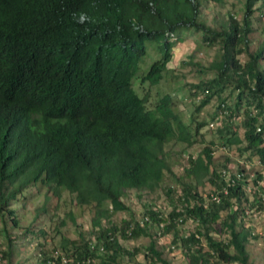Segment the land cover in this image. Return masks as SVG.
<instances>
[{"label":"trees","instance_id":"16d2710c","mask_svg":"<svg viewBox=\"0 0 264 264\" xmlns=\"http://www.w3.org/2000/svg\"><path fill=\"white\" fill-rule=\"evenodd\" d=\"M211 1L221 4L224 0ZM255 13L264 16V0H243L241 19L229 15L225 26L215 30L200 18V0H0L3 225L9 218L15 227H22L14 202L25 197L30 186L42 184L47 187L46 197L59 199L67 191L74 194L76 205L92 211L96 242L83 236L80 241L64 239L63 250L73 264H92L93 257L99 259L93 264H118L117 258L124 254L133 259L135 253L119 244L118 234L124 239L152 238L150 225L158 227L162 221H168L162 233L175 230L173 241L183 249L187 264H211L212 258L218 263L252 264L247 244L253 234L242 221L245 192L235 176H231L235 184L227 186L228 194L221 202L205 203L185 183L183 198L179 205H171L168 218L160 210L147 209L141 221L125 220L120 228L103 223L114 213L129 210L122 200L127 190L157 189L171 173L165 145L176 140L192 144L203 126L194 113L189 123L175 113L170 94H163L148 109L146 97L133 88L149 40L155 42L160 57L139 80L152 85L164 77L171 49L183 33L201 32L207 45H219L200 71L212 76L194 85L203 96L197 110L218 95L217 107L224 103L228 116L235 118L244 104L243 138L232 132L226 142L244 141L243 151L255 154L264 167V41L249 51ZM241 54L243 62L238 58ZM225 91H237L232 107L220 98ZM203 153L190 159L196 168L189 167L185 174L210 175L212 182L213 177L220 179L210 167L211 149L205 147ZM224 184L221 178L217 189ZM172 191L169 187L166 192ZM250 205L264 212L262 195L254 196ZM69 218L73 219L71 212ZM179 219L194 221L195 230L180 235L175 227ZM22 229V233L30 231ZM212 233L226 234L214 238ZM99 246L106 256H100ZM144 250V264H170L154 239ZM12 256L9 242L3 254L6 264H11ZM44 259L42 264L49 258Z\"/></svg>","mask_w":264,"mask_h":264},{"label":"rangeland","instance_id":"374dc122","mask_svg":"<svg viewBox=\"0 0 264 264\" xmlns=\"http://www.w3.org/2000/svg\"><path fill=\"white\" fill-rule=\"evenodd\" d=\"M242 14L243 0H224L221 4L211 0H200V18L215 30L225 26L229 15L240 20ZM252 24L254 30L249 34V51H254L264 41V16L255 13L252 16ZM146 46L147 52L139 62V70L133 79V88L140 96H145L147 99L146 108L153 109L156 100L168 93L175 102L173 110L175 113L177 112L186 123H189L190 114L194 113L195 120L201 122L203 126L198 136L192 138V144L187 145L180 140L167 143L165 150L171 165V173L166 174L155 190H127L122 200L129 210L114 213L110 221H105L103 224H114L120 228L125 220L141 221L147 209L160 210L162 217L168 218L171 205L180 204L179 199H182L183 195L182 185L185 183L191 184V189L204 197L217 190L221 176L220 179L213 177L214 182H212L210 175L197 177L185 174L189 167L196 168L195 164H191L190 159L194 161L197 156L204 155L203 149L208 147L212 156L210 167L220 175L225 171L230 176H238L242 182L245 192L244 197L241 198V204L245 208L242 221L253 234L247 244L249 260L252 264H264V212L250 205L257 194L264 196V167L255 154L243 151L244 141L226 142L232 132L236 133L237 138H243L245 105L242 104L236 112V117L232 118L228 116V110L222 112L217 107L219 99L218 95H214L207 105L197 110L203 96L201 91L198 93L195 91L197 89L194 85L212 76L209 72L201 74L200 71L213 59L219 45H207L201 39V32L190 30L183 33V39L171 49L172 58L167 64L168 70L162 80L155 85L139 81L140 75L160 57L154 41H147ZM238 58L243 62L245 55H238ZM261 66L264 68V61L261 62ZM236 94L237 91L230 94L225 91L220 98L225 99L226 104L232 107ZM169 187L173 191L167 194ZM47 194L46 186L36 184L24 191L25 197L14 202L15 217L21 228L15 227L9 218L3 225L0 218V264H6L3 254L7 252L9 242H12L13 250L11 264H42L45 257L49 258L46 264H73V259L63 250L64 239L80 241L83 236L92 244L96 242L92 235V211L76 205L74 194L67 191H63L59 199L46 197ZM69 212L72 213L73 219L69 218ZM221 215L223 217L225 212L222 211ZM167 222L162 221L158 227L150 225V232L154 234L152 238L140 236L136 239H124L118 234L119 244L129 252H134L135 256L130 259V255L124 254L117 258V263L144 264V249L150 240L154 239L157 249L170 264H187L183 249L179 247L178 242L177 245L173 241L175 230L162 233V226ZM195 226V222L190 219L178 221L175 225L176 230L183 236L195 230ZM23 227H28L30 231L22 233ZM225 234L219 236L212 233V236L223 238ZM105 254L102 252L100 256H106ZM98 260L97 257H93L92 264ZM211 264L225 263H218L216 258H212Z\"/></svg>","mask_w":264,"mask_h":264},{"label":"built area","instance_id":"2783aa9c","mask_svg":"<svg viewBox=\"0 0 264 264\" xmlns=\"http://www.w3.org/2000/svg\"><path fill=\"white\" fill-rule=\"evenodd\" d=\"M222 107H224V104L221 105ZM223 110V109H222ZM227 110H223V112H226ZM252 112L256 113L257 110L252 108ZM262 115L264 116V112L262 113ZM260 127H257V131H260ZM221 177L226 178V180L224 179L225 184L218 190L210 193L207 197H204V202H208V201H214V202H221L222 198L225 197L228 194V189L227 186H233L235 184V179L232 178L227 172L223 171L221 174ZM238 177V176H237ZM239 178V177H238ZM262 198L264 199V196H262ZM147 219V218H145ZM178 221H181V219H179ZM93 247V246H92ZM99 252H105L104 247L103 246H99L98 248ZM87 263L90 262L89 258L86 260Z\"/></svg>","mask_w":264,"mask_h":264},{"label":"clouds","instance_id":"9594fccd","mask_svg":"<svg viewBox=\"0 0 264 264\" xmlns=\"http://www.w3.org/2000/svg\"><path fill=\"white\" fill-rule=\"evenodd\" d=\"M81 19L83 20V17H82ZM133 79H134V78H133ZM139 81H140V80H139ZM132 85H133V80H132ZM135 91H136V90H135ZM222 104H224V103H222ZM222 104H221V105H222ZM222 109H223V110H228V109H225V104H224V107L221 106L220 110H222ZM223 110H222V112H223ZM220 176H221V175H220ZM221 178H222V177H221ZM223 180H224V179H223ZM217 190H218V189H217ZM215 191H216V190H215ZM182 198H183V197H182ZM203 198H204V197H203ZM208 202H209V201H208ZM205 203H207V202H205Z\"/></svg>","mask_w":264,"mask_h":264}]
</instances>
